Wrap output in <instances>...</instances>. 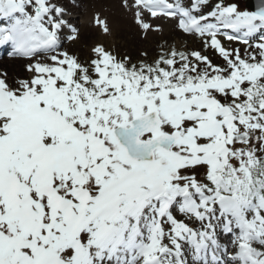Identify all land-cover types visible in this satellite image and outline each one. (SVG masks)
<instances>
[{"label":"snow or ice","instance_id":"snow-or-ice-1","mask_svg":"<svg viewBox=\"0 0 264 264\" xmlns=\"http://www.w3.org/2000/svg\"><path fill=\"white\" fill-rule=\"evenodd\" d=\"M120 6L145 38L178 20L223 64L101 43L82 60L61 50L63 28L79 38L63 7L0 0V46L49 54L27 79L0 72V264H264V0Z\"/></svg>","mask_w":264,"mask_h":264},{"label":"rangeland","instance_id":"rangeland-1","mask_svg":"<svg viewBox=\"0 0 264 264\" xmlns=\"http://www.w3.org/2000/svg\"><path fill=\"white\" fill-rule=\"evenodd\" d=\"M113 1L114 4L112 5L99 6L98 8L92 7L85 11V14H87V23L92 22L91 24L93 25H95L93 18L97 14L102 18H107L113 29V35L101 36V32H98L100 30L97 28L95 29L96 31L94 30V32H92L91 36L86 38L79 37L77 40L72 41V43L68 42L69 44L67 43L65 47L62 46L61 50H67L70 54L78 55L84 60L90 56L91 47L101 43L118 56L130 55L134 62L140 59H146L148 62H152L161 54V45H163L165 49L169 46H176L179 50L201 51L202 54L208 55L209 58L216 61L217 64H223V60L219 57L218 53L212 49L205 50L202 47L200 37L182 33L179 28L176 27L178 24V20L176 19H153L152 23L154 25H159L163 31L162 33H150L147 38H145L141 29L135 23L133 13L122 8L120 6V0ZM237 1H239L238 4L240 5L242 2L245 3L246 0ZM217 2L228 4L231 3V0H209V3L213 7ZM185 3H188V0H185ZM64 17L67 21L71 19L70 15ZM69 34H71L70 31ZM218 38L221 39L222 44L229 49L239 48L243 53V49L246 47L237 41H228L225 37ZM145 51L148 53L147 57L141 55V53Z\"/></svg>","mask_w":264,"mask_h":264},{"label":"bare ground","instance_id":"bare-ground-1","mask_svg":"<svg viewBox=\"0 0 264 264\" xmlns=\"http://www.w3.org/2000/svg\"><path fill=\"white\" fill-rule=\"evenodd\" d=\"M53 2L65 9L64 16L70 15L71 19H75H69L67 22L79 30V37L81 38L91 36L92 32L98 28L91 24L92 22L87 23V14H85L86 9L114 4L113 0H53ZM69 31L71 32L69 28H63L60 32L61 45L64 47L67 46L68 42L72 43L73 41L68 39L71 35L69 34ZM100 34L101 36H104L102 32ZM6 48L0 50V72L7 74L10 84L20 79H27L31 75L27 70V65L29 63H35L36 59L43 61L46 55H48L41 53L37 57L23 59L22 57L13 54L6 55L7 53L4 52Z\"/></svg>","mask_w":264,"mask_h":264},{"label":"water","instance_id":"water-1","mask_svg":"<svg viewBox=\"0 0 264 264\" xmlns=\"http://www.w3.org/2000/svg\"><path fill=\"white\" fill-rule=\"evenodd\" d=\"M260 3L261 0H246L244 3V7L247 11H255Z\"/></svg>","mask_w":264,"mask_h":264},{"label":"trees","instance_id":"trees-1","mask_svg":"<svg viewBox=\"0 0 264 264\" xmlns=\"http://www.w3.org/2000/svg\"><path fill=\"white\" fill-rule=\"evenodd\" d=\"M237 0H231V3H235V4H237V6L241 9V10H245V7H244V2H242L240 5L238 4V2L239 1H237ZM212 60V59H211ZM212 62L214 63V64H217V62L216 61H214V60H212Z\"/></svg>","mask_w":264,"mask_h":264}]
</instances>
